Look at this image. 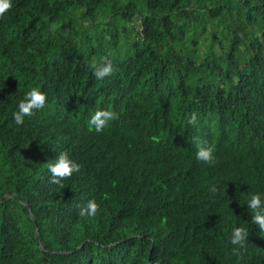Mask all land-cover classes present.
Instances as JSON below:
<instances>
[{
  "label": "trees",
  "instance_id": "trees-1",
  "mask_svg": "<svg viewBox=\"0 0 264 264\" xmlns=\"http://www.w3.org/2000/svg\"><path fill=\"white\" fill-rule=\"evenodd\" d=\"M37 85L48 103L17 124ZM61 151L82 167L55 182ZM256 191L264 0H12L0 14V264H264Z\"/></svg>",
  "mask_w": 264,
  "mask_h": 264
},
{
  "label": "clouds",
  "instance_id": "clouds-1",
  "mask_svg": "<svg viewBox=\"0 0 264 264\" xmlns=\"http://www.w3.org/2000/svg\"><path fill=\"white\" fill-rule=\"evenodd\" d=\"M12 6V0H0V14L5 13ZM94 75L103 79L113 73L114 68L111 63L94 64ZM48 103V93L42 90L40 86H33L28 89L22 99L19 100L17 110L14 112V119L17 124H23L26 116H31L34 110L42 109ZM115 116V113L109 109L97 110L89 120L90 127L94 126L96 131L102 130ZM196 115L193 114L191 122H196ZM197 160L211 163L215 159V145L210 144L200 138H194ZM82 167L69 152L61 151L54 160L48 164V170L52 174L55 182H60L61 178L71 176L78 172ZM245 202L251 211V221L264 231V191L249 193ZM99 204L95 199H90L85 206L81 208V215H95ZM249 221L247 224L240 223L234 225L231 229V243L243 246L248 241Z\"/></svg>",
  "mask_w": 264,
  "mask_h": 264
},
{
  "label": "water",
  "instance_id": "water-1",
  "mask_svg": "<svg viewBox=\"0 0 264 264\" xmlns=\"http://www.w3.org/2000/svg\"><path fill=\"white\" fill-rule=\"evenodd\" d=\"M39 236V235H38Z\"/></svg>",
  "mask_w": 264,
  "mask_h": 264
}]
</instances>
